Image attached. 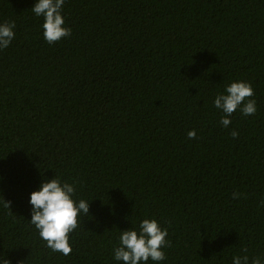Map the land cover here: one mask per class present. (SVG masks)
Returning <instances> with one entry per match:
<instances>
[{
  "label": "trees",
  "instance_id": "obj_1",
  "mask_svg": "<svg viewBox=\"0 0 264 264\" xmlns=\"http://www.w3.org/2000/svg\"><path fill=\"white\" fill-rule=\"evenodd\" d=\"M34 3L0 0L16 33L0 50V258L122 264L119 234L145 218L168 230L159 264L264 257V0H65L71 35L52 44ZM237 80L257 112L225 128L213 101ZM55 176L90 202L67 256L29 221Z\"/></svg>",
  "mask_w": 264,
  "mask_h": 264
},
{
  "label": "clouds",
  "instance_id": "obj_2",
  "mask_svg": "<svg viewBox=\"0 0 264 264\" xmlns=\"http://www.w3.org/2000/svg\"><path fill=\"white\" fill-rule=\"evenodd\" d=\"M65 0H35L31 11L37 17H43L41 25L43 37L52 44L71 35V29L65 25L62 13ZM15 22H0V50L10 46L15 38ZM254 95L250 82L237 80L225 86L223 93L218 94L213 103L221 113L220 123L228 128L231 116L237 110L243 116H251L257 112V103L248 99ZM189 139L196 137V130L187 133ZM233 137L238 132H231ZM240 194L233 193V198ZM32 206L30 223L37 229L40 238L53 252L67 256L72 252L70 233L78 227V217L90 212V202L77 198L74 183L62 181L55 176L45 179L37 190L30 194ZM264 205V201H261ZM168 230L155 218H145L139 222L138 229L131 227L121 230L119 246L113 250L114 259L122 264H153L166 260L164 247L168 244ZM245 251H247L245 249ZM0 264H8V259L0 258ZM232 264H264V257L251 259L247 256L234 255Z\"/></svg>",
  "mask_w": 264,
  "mask_h": 264
}]
</instances>
